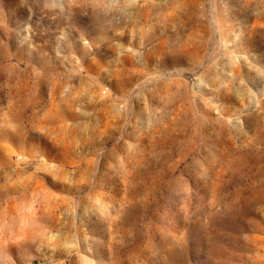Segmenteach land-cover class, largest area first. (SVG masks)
Segmentation results:
<instances>
[{
  "label": "rangeland",
  "instance_id": "1",
  "mask_svg": "<svg viewBox=\"0 0 264 264\" xmlns=\"http://www.w3.org/2000/svg\"><path fill=\"white\" fill-rule=\"evenodd\" d=\"M0 264H264V0H0Z\"/></svg>",
  "mask_w": 264,
  "mask_h": 264
}]
</instances>
